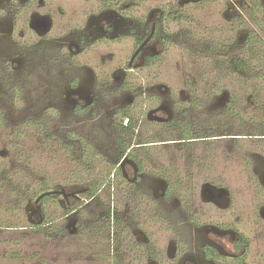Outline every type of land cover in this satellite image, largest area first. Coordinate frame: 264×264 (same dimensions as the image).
<instances>
[{
  "label": "flooded vegetation",
  "instance_id": "af4514ba",
  "mask_svg": "<svg viewBox=\"0 0 264 264\" xmlns=\"http://www.w3.org/2000/svg\"><path fill=\"white\" fill-rule=\"evenodd\" d=\"M197 1L0 0V85L11 80L25 96L24 73L63 80L41 117L50 193L41 201L43 192L32 198L26 189L12 207L17 219L22 204L26 225L0 230L86 241L103 264H264V145L253 143L252 172L228 187L227 166L217 172L201 148L223 139L241 154L242 137L195 136L204 124L193 119L194 95L145 75L177 55ZM93 64L109 73L94 75ZM8 154L0 146V194L16 173ZM0 251L9 264L18 260L1 243Z\"/></svg>",
  "mask_w": 264,
  "mask_h": 264
},
{
  "label": "rangeland",
  "instance_id": "374dc122",
  "mask_svg": "<svg viewBox=\"0 0 264 264\" xmlns=\"http://www.w3.org/2000/svg\"><path fill=\"white\" fill-rule=\"evenodd\" d=\"M231 1L236 3L237 15L227 13L229 10L227 0H203L189 6V9L191 8L189 11L193 14V23L187 28L183 27V30L187 32L185 34L184 31L182 36H179L177 55L167 53L164 59L167 64L161 68L150 69L151 73L146 71L145 75L153 76L156 73L158 76L156 81H159L164 89L168 88L170 92L194 95L193 119L198 118L204 124L200 130L202 132L194 134L195 136L242 137L237 138L243 146L241 154L234 151L232 147H228L229 143L223 144V139L212 140L206 146L207 148L215 146L217 151L211 149L212 147L206 149L204 146V149L202 146L201 148L204 162L216 163L214 167L217 172L221 170V165L227 166L225 174L231 175L227 176V185L234 188V182H237L236 178H239L237 173L244 175V173L252 172L248 156L254 150L253 143L258 140L261 146L264 145V139L255 138L263 136L264 133V14L259 7L255 16L258 20L256 25L244 9L252 5L251 3L264 5V0ZM248 31L255 33L263 46H260L258 42L251 47L258 58V61L247 60V64L252 68L245 72L235 71L233 63L228 59L242 55L250 56V48L245 42L238 43V38L241 36L244 41V32ZM92 67L89 71L94 75L102 72L109 73L104 67H97L94 64ZM38 72L35 70L34 75L24 73L21 76V81L24 83L20 87L22 92H25V96L19 94L15 84H11V80L5 79L6 82L3 81V85H0L2 97L0 99V146L10 153L7 155L6 168L10 171L16 170L13 179L6 180L5 186L2 187L5 189H2L0 194V225L4 227L26 225L23 215L25 209L22 204L18 207L17 219L14 217L12 207L15 201L21 203V199L27 198L26 189L29 191V196L37 194L43 186L41 184L44 180L43 175L46 176L41 117L46 114L43 106H46L49 100L52 102L53 97L54 100L59 99L57 95L63 80L58 77L60 75L47 80L38 79L35 77ZM48 92L51 93V97L47 96ZM220 94H224L225 97L217 103ZM208 102L216 103V107L214 106L209 113L204 107ZM49 114L53 117L58 113L50 110ZM33 120H40V126H33ZM67 120L74 123V120L69 117ZM173 135L170 133L168 136L170 138ZM242 159L244 165L241 166ZM57 168L58 165L52 164L50 171L57 173ZM205 171L208 170L205 169ZM57 178V175L54 176L52 182ZM0 237L2 249L5 247L7 252L11 249L18 253V260L12 264H103L100 260L97 261L91 257L93 252H97L96 249H93L88 242L82 243L76 238L68 237L60 240L58 235H52L48 240L42 232L37 231L33 234L29 233V236L25 238L22 231L5 229L0 230ZM0 257V264H9V260L2 256L1 251Z\"/></svg>",
  "mask_w": 264,
  "mask_h": 264
},
{
  "label": "trees",
  "instance_id": "16d2710c",
  "mask_svg": "<svg viewBox=\"0 0 264 264\" xmlns=\"http://www.w3.org/2000/svg\"><path fill=\"white\" fill-rule=\"evenodd\" d=\"M251 4H252L251 7L246 8L245 11H246L247 16L253 21V23L257 24L258 20L255 18L256 14H257V10L259 11V7H261L262 13L264 14V9H263L264 6L260 5V3H257V4L251 3ZM250 33L248 34V37H247V40L245 43L250 48V56H247L249 58H247L246 55L236 56V57L228 56V57H230L228 59V61H231L233 63V69L235 71L240 70L242 72H245V71H247V69L252 68L251 65L247 64V60L258 61V58L256 56L257 54L253 51V49L251 47L254 46L255 44L257 45L259 40H258V37L255 36V33H252V32H250ZM259 43H260V46H263L261 41ZM213 54H215V52H213ZM259 56H260V54H259ZM263 56H264V54H263ZM231 58H232V60H231ZM263 135H264V133H263ZM50 183H54V182L51 181ZM41 184L43 185L42 188L38 191L37 194L31 195L32 198H35L37 195H39L43 191L49 189V185H48L49 182H48V180H46V177L44 180L41 181ZM44 199L45 198H42L41 201H43Z\"/></svg>",
  "mask_w": 264,
  "mask_h": 264
},
{
  "label": "water",
  "instance_id": "95a60500",
  "mask_svg": "<svg viewBox=\"0 0 264 264\" xmlns=\"http://www.w3.org/2000/svg\"><path fill=\"white\" fill-rule=\"evenodd\" d=\"M50 192H43L37 197V200L41 199L45 194H49Z\"/></svg>",
  "mask_w": 264,
  "mask_h": 264
}]
</instances>
